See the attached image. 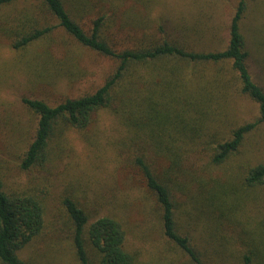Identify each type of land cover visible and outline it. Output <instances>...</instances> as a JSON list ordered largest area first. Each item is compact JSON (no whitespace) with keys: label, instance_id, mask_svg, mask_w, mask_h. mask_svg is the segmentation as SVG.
<instances>
[{"label":"trees","instance_id":"obj_1","mask_svg":"<svg viewBox=\"0 0 264 264\" xmlns=\"http://www.w3.org/2000/svg\"><path fill=\"white\" fill-rule=\"evenodd\" d=\"M87 1L0 0L1 77H6L5 69L34 77L50 73L54 83L62 76L85 77L76 63L83 49L116 60L93 91L55 105L22 98L35 115V128L25 144L30 129L24 128V120L19 126L20 167L30 171L50 165L71 131L86 132L108 111L120 127L119 148L141 169L159 203L164 233L188 255L187 264H264V234L247 230L240 220L249 190L264 185V162L250 166L242 176L231 171L211 182L212 167L204 164L208 160L213 167L227 165L264 122V88L251 72L242 28L248 0H239L226 44L189 42L183 34L182 39L157 36L146 27L121 48L114 40L113 21L128 0L108 2L115 13L99 14L88 30L80 20L90 11ZM132 11L133 6L125 9L129 23L135 21ZM134 23L131 27L138 30L141 21ZM58 51L63 52L60 58ZM7 53L13 54L10 59ZM241 95L258 104L256 120L237 119L233 101ZM36 188L0 177L1 264H26L20 253L44 228L45 192ZM63 204L79 264H135L118 219L108 215L90 223L77 199L67 196ZM239 225L235 239L250 243L231 251L228 242L234 237L225 230L236 231Z\"/></svg>","mask_w":264,"mask_h":264},{"label":"rangeland","instance_id":"obj_2","mask_svg":"<svg viewBox=\"0 0 264 264\" xmlns=\"http://www.w3.org/2000/svg\"><path fill=\"white\" fill-rule=\"evenodd\" d=\"M110 1H87L90 11L85 19H80L87 30L92 19L99 14L115 13L109 6ZM129 1L117 11L113 21L114 40L119 48L131 44L141 36L140 29L146 27L154 30L157 36L174 35L182 39L184 35V38L188 36L189 42L226 44L239 2ZM248 2L242 28L250 51L251 72L255 81L264 88V0ZM131 6L135 21L129 23L124 17L125 9ZM137 21L141 23H137L140 27L135 30L131 26ZM161 25L163 29H159ZM186 28L188 33H184ZM5 55L10 59L13 54ZM58 56H63V52L58 51ZM76 63L86 71V76H62L58 83L53 82L50 73L45 77H34L27 72L5 69L2 75L6 73V77L0 76V177L19 186H39L36 189L45 192L44 228L20 256L26 264H79L73 244V226L63 204V199L69 196L77 199L87 210L90 223L108 215L119 220L126 235L125 248L133 254L135 264H187L188 255L164 233L159 203L148 188L141 169L128 158L125 150L119 148L120 127L108 111L96 117L94 126L86 132L71 131L64 143L66 145L59 147L57 155L53 154L54 160L50 165L30 171L20 167L23 152L19 148L22 143L19 142V126L24 120V128L30 129L25 144L32 140L35 128V115L26 108L22 98H40L50 104H58L67 97L95 90L116 66V60L84 49L76 57ZM233 105L235 115L242 123L254 121L259 116L258 104L248 96L241 95ZM260 162H264V122L247 137L241 152L227 165L213 167L204 160L205 165L212 167L213 176L209 182L213 178L225 179L231 171L242 176L243 171ZM197 175L208 178L203 171H198ZM196 187V184L191 185L192 191H196ZM243 203L240 220L245 228L264 234V185L249 190ZM240 229L242 225L236 231L231 227L225 230L229 238L234 237L228 242L231 251L250 243L249 240L242 241L239 236L238 240L235 239ZM253 264L259 263L254 261Z\"/></svg>","mask_w":264,"mask_h":264}]
</instances>
